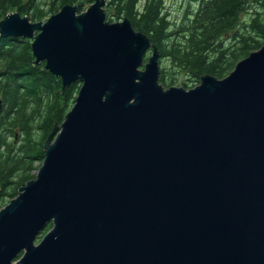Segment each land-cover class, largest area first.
Listing matches in <instances>:
<instances>
[{"label": "water", "instance_id": "water-1", "mask_svg": "<svg viewBox=\"0 0 264 264\" xmlns=\"http://www.w3.org/2000/svg\"><path fill=\"white\" fill-rule=\"evenodd\" d=\"M106 4L0 20L63 89L81 83L0 209V264H264V45L166 88L157 46Z\"/></svg>", "mask_w": 264, "mask_h": 264}, {"label": "trees", "instance_id": "trees-1", "mask_svg": "<svg viewBox=\"0 0 264 264\" xmlns=\"http://www.w3.org/2000/svg\"><path fill=\"white\" fill-rule=\"evenodd\" d=\"M93 1L0 0V20L11 11L32 21L47 19L67 3L77 5L80 13ZM198 3L197 9L188 6L181 19L171 21L163 0H108L106 18H129L160 52V82L188 87L206 74L225 77L239 60L264 45V0ZM31 42L0 34V209L35 177L45 158V140L64 120L81 86L75 81L63 89L62 79L45 61L36 62Z\"/></svg>", "mask_w": 264, "mask_h": 264}, {"label": "rangeland", "instance_id": "rangeland-1", "mask_svg": "<svg viewBox=\"0 0 264 264\" xmlns=\"http://www.w3.org/2000/svg\"><path fill=\"white\" fill-rule=\"evenodd\" d=\"M164 1V6H165V8H166V10L169 12V18H170V20L171 21H173V20H176V19H181V17H182V15H183V12H184V10L189 6V7H191L192 9H197L198 8V5H199V3H198V0H163ZM93 3V2H92ZM91 2H88V3H86V5H85V7H84V10L83 11H85L91 4H92ZM107 3H108V0H107ZM141 3L143 4V3H145V0H141ZM106 6H107V4L105 5V9H106ZM51 16V15H50ZM48 18V17H47ZM42 20H46V19H42ZM38 21H40V20H38ZM148 56L149 55H151V51H149L148 53ZM165 62H166V60H165ZM167 63V62H166ZM160 65H161V63H160ZM234 69V68H233ZM232 69V70H233ZM231 70V71H232ZM230 71V72H231ZM229 72V73H230ZM228 73V74H229ZM227 74V75H228ZM183 76L182 75H180V77H179V81L181 80V78H182ZM198 84V83H197ZM174 85H177V86H182L181 84H174ZM191 86H188V87H185V88H191V87H194L195 85H193V84H190ZM166 87V86H165ZM167 88V87H166ZM39 169V168H38ZM38 171V170H37ZM9 202V201H8ZM8 202H6V203H8ZM46 233V231L45 230H43L41 233H40V235L38 236V238H37V242H39L41 239H42V237L44 236V234Z\"/></svg>", "mask_w": 264, "mask_h": 264}]
</instances>
